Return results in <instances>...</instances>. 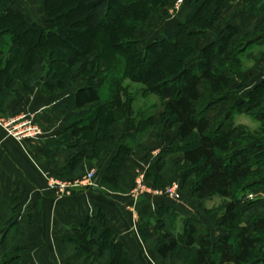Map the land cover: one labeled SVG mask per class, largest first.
<instances>
[{
  "label": "trees",
  "instance_id": "obj_1",
  "mask_svg": "<svg viewBox=\"0 0 264 264\" xmlns=\"http://www.w3.org/2000/svg\"><path fill=\"white\" fill-rule=\"evenodd\" d=\"M185 2L188 14L180 20V12L176 25L164 29L139 50L135 31L154 6L164 7L168 0H44L47 26L27 24L11 12L12 0H0V115L6 113L5 97L14 93L13 83L31 75L39 58L46 61L47 78L42 87L48 95L71 89L77 81L72 74L75 68L79 75L90 76L84 86L53 106L55 111L62 106L67 110L63 122L68 128L59 135L60 141L73 140L70 147L77 148L65 169L70 173L85 159L87 149H94L100 138L110 136L113 110L123 106V97L128 98L125 80L140 85L143 97L153 95L165 101L162 127L170 130L174 126L177 132L174 145L161 151L160 159L149 165L145 180L153 188H161V160L167 155H180L181 161L175 167L181 180L194 177L193 199L206 202L216 196L226 201L215 224L225 233L216 240L204 223L194 219H186L178 234L164 233L160 226L164 217L157 216H146L145 222L137 223L141 238H150V225L155 222L160 232L155 251L163 260L171 258L183 264H264V218L253 217L245 225L238 224L254 204L248 200V193L264 186L263 136L248 133L245 147H234L239 139L237 133L247 131L235 124V115L245 112L252 118L263 115L264 119V81L226 113L222 102L233 78L242 74L241 60L250 48V40L237 43V28L227 26L220 37L197 51V38L212 29L226 0ZM256 4H249V8L253 10ZM94 53L97 56L89 61ZM101 63L105 65L103 71ZM95 79L100 81L98 85L91 83ZM87 106L91 109L86 110ZM131 120L135 130L121 137L125 142L119 144L100 180L101 187L111 193L118 191L124 162L152 130V114H139ZM50 145L57 146L55 142ZM47 152L50 153L48 142ZM65 178L68 173L60 177ZM156 199L161 212L168 214L173 203ZM176 218V213L170 214L171 224ZM71 232L65 240L86 259H91V249L97 248L99 257L109 253L107 264H131L125 247L118 241L110 243L108 229L97 236L93 218L73 226ZM8 238L6 232L0 245ZM11 263L20 264L19 257L13 255Z\"/></svg>",
  "mask_w": 264,
  "mask_h": 264
},
{
  "label": "crops",
  "instance_id": "obj_2",
  "mask_svg": "<svg viewBox=\"0 0 264 264\" xmlns=\"http://www.w3.org/2000/svg\"><path fill=\"white\" fill-rule=\"evenodd\" d=\"M38 2L39 0H32L31 4L27 0H12L11 12L27 24L43 25V3ZM253 2L257 4L251 10L249 4ZM188 12L185 8L179 19ZM164 23L163 21L146 37L160 35L164 29L177 24L165 26ZM227 26L237 28V37L253 36V39H249V58L254 63L250 64L249 70L241 74L238 80L233 79L229 85L222 107L226 113H230L235 104L244 101L264 81V0H229L221 8L217 25L209 31L202 45L215 41V37H220ZM141 36L140 32H136V39ZM102 67L104 68L103 65ZM43 80L44 76L41 75L15 81L12 85L14 93L5 97L6 114L0 115V239L6 232L9 234L8 240L0 245V264H12L13 255L19 257L20 264H81L80 254L65 239L71 236L72 227L80 226L86 218L95 220L97 236L105 229L110 231V243L120 242L127 250L131 264L165 262L155 251L157 241L152 242V238L144 241L137 223L145 222L146 216L164 217L161 227L164 233H169L171 213L185 219L196 216L201 220L200 210L184 202L182 205L173 204L169 213L165 214L161 212V204L156 198L139 197L140 199L132 200L129 192L134 180L132 169L141 165L142 170H146V167L148 169L149 165L156 163L160 159L161 151L164 152L174 145L176 127L173 130H164L160 120L154 124L148 141L137 145L133 155L125 161L118 182L120 193L108 192L99 183H95L89 188L73 190L70 196H59L49 179L59 180L63 174L69 173L65 169L77 148L70 147L73 140L69 143L60 141L59 135L68 128L63 122L67 110L62 106L55 111L53 105L82 86L76 85L66 92L47 97L40 90ZM91 83L99 84L98 80ZM261 102L264 104V95ZM116 117L115 115V122H119ZM122 119L117 132L112 126L110 136L106 140L100 138L95 147V154H101L99 160L96 158L98 164L92 167L93 164L90 163L93 159L87 161L85 157L71 171L69 177L71 174L80 173L85 167L95 168L99 177L103 175L116 155L119 144L125 142L121 137L135 130V123L131 119ZM247 120L248 124H260L253 132L262 134L261 140L264 141L263 115L252 118L242 112L234 117L236 125L239 121ZM28 124L36 127L39 133L20 139L13 136L15 132L23 131ZM47 142L50 153L47 152ZM51 142H55L57 146L50 145ZM106 145L110 146L109 151L106 150ZM88 155H92L89 149L86 150V156ZM180 161V155H167L161 160L160 174L164 184L180 176L175 167ZM255 192L258 201L255 209L262 212L264 186ZM204 222L208 224L206 220ZM91 255L97 260H103L104 264L109 261V253L104 252L99 257L97 248L91 249Z\"/></svg>",
  "mask_w": 264,
  "mask_h": 264
},
{
  "label": "rangeland",
  "instance_id": "obj_3",
  "mask_svg": "<svg viewBox=\"0 0 264 264\" xmlns=\"http://www.w3.org/2000/svg\"><path fill=\"white\" fill-rule=\"evenodd\" d=\"M27 1L31 4L34 3V2L32 3V0H27ZM179 1H180V3H179ZM185 1H187V0H168V4H166L164 7H161V6H159V7L154 6L153 7L152 12L147 14L144 21H142V23L140 25L142 27L135 31V35H136V32H140V34H142V36L139 39H136V37H135V39L138 42V49L139 50L143 49L144 44L150 43L159 37V35H153V36H150V37H152L150 39V37L149 36L146 37V35H149L158 25H161V23L163 21L165 22L164 23L165 26H168L169 24H173L175 21H177L176 19L178 17V14H180V12H184V9H185L184 3H186ZM39 2L41 4L43 3V6H44V0H39ZM227 2H229V0H226L224 5H226ZM174 10H176V11L172 14V11H174ZM219 17H220V15H219ZM43 18H44L43 25H41V26H47L45 23V16H43ZM218 21H219V19L214 23L213 27L217 25ZM213 27H212V29H213ZM146 33H148V34H146ZM208 35H209V32L206 35H202L201 37L197 38V40H196L197 51L201 49V47L203 46L202 43L208 37ZM216 38L217 37H215V39ZM235 41H238L237 43H240L242 41L245 44L249 41V37L239 36V37H236ZM250 53H251V49H248V51L245 53V55L243 56V58L241 60L240 66H241L242 74L244 72L248 71L249 68L251 67L250 64H252L251 63L252 59L249 58ZM95 56H97V53L91 54L88 57V60L92 61ZM1 59L2 58H0V61H1ZM101 64L104 66V68L101 66L100 70L103 71L105 69V65L103 63H101ZM258 64H260V63H258ZM45 65H46V61L43 58H39L33 66L32 74L25 77V78H29V77L35 78L36 76H41V75L44 76L45 75V73H44L45 72ZM89 68H90V66H89ZM91 72H92V73H90L91 75L94 74V70H92ZM72 74L77 80L74 86H76V85L84 86L86 80H90V76L88 77V76L79 75L78 68H75L73 70ZM44 77H45V79L47 78L46 75ZM36 79H35V81H37ZM233 79L238 80L239 78L234 77ZM99 82L100 81L98 80V83ZM53 83L51 82V84H53ZM42 86H43V84H40V90L47 97H53L54 95L56 96L59 94V93L55 92V93H52V95L51 94L48 95L46 92L44 93ZM124 86L127 89L126 93H127V97L129 99L127 98L128 99L127 100L123 97V100H122L123 106L120 109L113 110V113H112L113 118L116 115L117 116L116 119L119 120V122H115L116 120L114 119V123H112L113 130L115 132H117L116 129L120 128L121 122L123 120L122 118H128V119H134L135 120L137 115L148 113V114L153 115V125H152V130H151V133H153L152 131H153V127H155L154 126L155 123H158V121L160 120V123L162 125L161 111L164 109L165 101H161L159 98H157L156 96H153V95L143 97L141 94L142 87L140 85L132 84L128 80H125ZM64 92H66V91H64ZM61 93H63V92H61ZM130 98H132L133 100L130 101ZM128 102L129 103L131 102L132 104H129V106H128L126 104ZM89 109H91V107L86 108V110H89ZM248 122H249V120H247L245 122L239 121L237 123L238 126H241L242 129H246L247 131L246 132H240V134H238V136H237V138H239L238 143L234 144V147L236 150L245 147V145L247 144L246 140H249V138L247 136L248 133L251 134L253 132V130H255L254 129L255 127H256V129L258 127H260V124L259 125L257 124V126H255L253 124H248ZM173 129H174V126L170 130H173ZM243 131H245V130H243ZM149 135L146 138H144V140L141 143L148 141ZM245 135H246V138L243 139L242 136H245ZM109 149L110 148L108 147V145H106V150L109 151ZM89 151L92 152V155L91 156L88 155L89 157L86 156V159H87V161H91L93 159V162L90 164H93L91 166L95 167L98 164V161L96 160V158L99 160L101 154L100 155L95 154V148L94 149L89 148ZM105 152L106 151H104V153ZM124 164H125V162H124ZM92 167L91 168L85 167V168L81 169L80 173L73 174V175L71 174L70 177L68 176V178H65L64 180H62V179H59V180L64 181V182L69 183V184H72V183H75L77 181H81L85 178H88L89 175L94 171L95 172L94 182L99 183V185H100V180H101L102 176L99 177L96 169L92 168ZM142 167L143 166H141V165H137L134 167V169H132L134 180H133V184H132L133 186L129 192V198L132 200L134 199V198H132L133 194H134L135 190L137 189V184H138L137 182L139 180L140 172L144 171V173H146V171H147V167H146V170H142ZM122 169H123V167H122ZM122 169H121V171H122ZM70 173H68V175ZM120 174H121V172H120ZM119 177H120V175H119ZM161 179H162V177H161ZM192 180H194L193 176H191L187 180H181L180 177L178 176L177 179L172 180L167 184L163 183V186L161 188L155 189V188H153L151 182H148L145 180V174H144L143 183L145 184L146 188H148L152 192H155V191H163V190L165 191L171 186V184L173 182H178L179 193L181 194L182 200L186 203H189L190 205H193L195 208L200 210V213H199L200 216L199 217L201 218V220L197 219L198 217H196V216L188 218V219H194V220H198V221L204 223L207 226V228H209V230L211 231L213 240H216V238L219 237L224 232V231H221V229L216 228L215 224H216L218 215H220L222 208H224V206L226 204V201H224L223 199H219V197H216V196L214 198L210 199L209 201H206V202L196 201L195 199H193V197L191 195ZM118 182H119V179H118ZM118 182H117V188H118L117 193H120V188H119ZM255 191L256 190H251L248 193V195L252 196V199H250V200L248 199V200L251 202H254V204L251 205V208L248 211V213H246V215L241 216L239 218L238 224L245 225L253 217L260 216V217L264 218V211L261 212V211H257L255 209L257 202H258V201H256V195H255L256 192ZM148 197L155 198L157 196H155V194H152V195H149ZM204 220H206L208 224H206L204 222ZM184 221H186V219L184 217L178 216V218L175 219L174 223L171 224L170 232H173L174 234L180 233L182 230V226H183ZM154 223L155 222H153V224L150 225L152 228L149 229L150 230V238H152V240H151L152 242L158 241V238L160 235V232H157L159 225L155 226ZM236 226L237 225L233 226L232 228H235ZM152 246H153V243H152ZM77 252L80 254V256L82 258L81 264H104L103 260H97L93 256L91 257V259H89V258L86 259L80 251H77ZM157 263L158 264H183V263L174 261L171 258H168L167 260H165V262L159 261ZM150 264H153V262L152 263L150 262Z\"/></svg>",
  "mask_w": 264,
  "mask_h": 264
},
{
  "label": "built area",
  "instance_id": "obj_4",
  "mask_svg": "<svg viewBox=\"0 0 264 264\" xmlns=\"http://www.w3.org/2000/svg\"><path fill=\"white\" fill-rule=\"evenodd\" d=\"M180 3V1H179ZM177 10V9H176ZM172 11V14L176 11ZM39 133V130L28 124L26 128L23 131L15 132L13 136L17 139L23 138L25 136H35ZM144 171L140 172L137 189L135 190L133 194L134 200H137L141 196H149L152 194H155V198H163L173 204L176 205H182L184 201L182 200L181 194L179 193V184L178 182H173L171 186L167 190L163 191H155L152 192L148 188H146L145 184L143 183L144 178ZM95 172L93 171L88 178H85L81 181H77L75 183L69 184L64 181L58 180V179H49V183L57 189V193L59 196H70L72 194V191L77 188H89L92 187L95 182ZM247 198L250 200L252 199L251 195H248Z\"/></svg>",
  "mask_w": 264,
  "mask_h": 264
}]
</instances>
